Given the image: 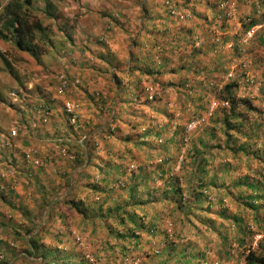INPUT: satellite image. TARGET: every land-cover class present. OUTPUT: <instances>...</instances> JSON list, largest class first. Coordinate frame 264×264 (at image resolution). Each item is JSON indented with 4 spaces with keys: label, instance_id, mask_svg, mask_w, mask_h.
Masks as SVG:
<instances>
[{
    "label": "rangeland",
    "instance_id": "rangeland-1",
    "mask_svg": "<svg viewBox=\"0 0 264 264\" xmlns=\"http://www.w3.org/2000/svg\"><path fill=\"white\" fill-rule=\"evenodd\" d=\"M8 1L0 0V12ZM53 1L62 5L55 8L56 20L37 12L50 31H47L49 41L37 37L43 49L39 62L15 49L10 40L0 38V138L8 139L0 143V253L9 258L7 264H246L244 256L247 252L256 251L258 242L264 244V198L256 202L257 214L236 206L227 197L223 199V203L227 200L224 205L217 204V198L212 193H209L211 203L201 199L192 206L193 213L188 214L182 207L176 209L175 205L166 201L168 194L161 192L166 187L164 179L145 166L154 162L149 163L151 157L147 158L145 153L154 150V142L158 139L149 135L146 148H137L132 151V157L128 160L124 158L125 169L121 174L114 175L106 186L108 190L102 193L89 185L97 181L99 188L103 186V180H100L103 175L97 164L104 157L92 152V158H89V152L84 155L83 152L88 149L81 141L87 140L88 130L96 125L102 127L99 131L102 140L133 135L139 132L137 127L140 124L152 132L153 127H149L151 121L162 116L182 120L186 131L201 124L204 126L200 130L210 127L221 129L216 119L211 116L206 119L211 109L205 104L210 106L212 102L216 116L222 118L223 114L230 116L234 112L238 120L230 116L228 123L248 132L246 118L250 115V122L264 114V0H173L175 13L170 16L163 8L165 0H151L153 8L149 12L147 0H102L104 3L99 0ZM42 2L32 0L37 11L43 8ZM178 14L183 17L179 18ZM130 24L131 30L128 29ZM84 28L90 29V33L78 32ZM107 31H112L107 34L109 38L116 32L126 39L122 50L115 53L111 50L114 56L123 57L118 62H124L128 56L126 64L131 65L132 57L137 56L151 70L158 69L160 72L154 76L146 74L148 76L141 80L146 83L145 86L140 82V88H127L133 84L128 82L124 89L118 86L120 79L117 81L110 70L109 75L97 79L98 83L105 81V88L103 86L102 91L93 94L95 99L90 106L77 100L89 123L85 122L82 128L76 130L75 126H68L61 106L57 114L61 120L59 125L50 133L44 132L47 140L42 137L45 140L40 142L39 148L33 150L27 147L17 159L6 156L3 147L11 144L26 129L25 122L20 124L22 118L19 119V114L14 118L18 113L17 107L31 105L32 119L36 99L40 94L47 93L48 88L53 99L61 100L64 94L53 93L60 73L51 72L66 62L64 58L67 56L69 64L73 65L76 57L91 51L92 43L103 46V40L107 39L103 35ZM247 31H250L249 35ZM170 69H177L175 72L181 69L184 73L178 72L173 81H168ZM246 76L252 79L248 85L243 83ZM74 79L77 83L73 87L80 91V79L73 78L70 82ZM136 80L139 79L132 81ZM177 80L182 88L176 87ZM173 83L174 86L171 85ZM225 83L235 84L229 90L235 101L233 111H229V95L222 89ZM183 90L186 91L185 96L180 95ZM11 92L17 96H10ZM179 100L192 107L194 101L202 103L195 108L197 114L194 115L187 105L181 108L173 106ZM34 118L38 120V116ZM90 120H94L93 123ZM239 120L242 124L238 123ZM189 122H194V127L188 129L186 125ZM36 126V121L30 125L31 128ZM11 129L15 131L13 136L9 134ZM168 130H164L162 136H168ZM94 144L100 148L104 142ZM109 145L112 148L116 146L114 142ZM126 145L132 148L129 143ZM202 145L205 148V144ZM70 150L77 153L79 160L74 161L76 158L70 156L73 152L70 155L67 153ZM180 154H177L176 162ZM176 162L165 169L166 176H177L183 197L187 200L190 196L186 188L190 187L195 175L179 173L174 168ZM141 166L143 171L149 170L150 176L137 189V196L142 199L149 197L153 201L135 207V212L142 221L152 219L155 222L147 232L139 231L141 233L136 242L131 243L121 241V237L113 236V232L108 233L103 219L111 230L120 228L121 223L113 218L98 216L105 212L104 207L110 200L101 203L100 207L96 202L108 195L115 199L126 197L122 186L128 184L127 172L136 167L139 171ZM10 169L20 179L16 187L8 182L11 177L7 171ZM261 171L264 173V168ZM162 194L165 198H160ZM154 196H158L157 199ZM74 204L79 209H75ZM219 207L226 208L227 214L235 213L238 220L233 222L208 212ZM208 218H211L213 228H208L209 223H203ZM28 226L32 228L30 233L25 232ZM127 226L131 228L129 224ZM31 235L35 236L44 255H24V250L28 248L24 240ZM120 241L127 248L120 249ZM184 244L185 249L182 248ZM181 249L189 261L177 257L176 252ZM190 252L197 253L198 257L191 259Z\"/></svg>",
    "mask_w": 264,
    "mask_h": 264
},
{
    "label": "trees",
    "instance_id": "trees-1",
    "mask_svg": "<svg viewBox=\"0 0 264 264\" xmlns=\"http://www.w3.org/2000/svg\"><path fill=\"white\" fill-rule=\"evenodd\" d=\"M42 3L43 8H40V10L37 11L38 8H34L35 6L33 5L32 0H9L0 12V38L3 40H10L15 49L28 54L36 62H39V56L43 53L42 47L37 42V37L49 41L47 35L48 27L43 25L39 13L41 12L46 18L48 17L51 20H56V6L54 5V1L43 0ZM163 5V8L170 16V11L175 5L174 1L165 0ZM37 12L39 13L37 14ZM48 32L50 33V31ZM132 61H134V63H132L134 69L143 71L145 74L160 72L158 69L151 70L149 66L138 59L136 61L135 58H133ZM170 70L175 71L174 69ZM115 77L116 80L119 81L120 78L117 76ZM51 84L52 83L49 85L51 86ZM119 85L120 83L118 86ZM171 85L174 86V83ZM175 85L177 88H182L180 81H176ZM233 86H235V84L225 83L222 86V89L229 95V90ZM69 88L70 86L66 87L61 94L68 93L70 91ZM48 89L50 90V88ZM55 89L56 83L55 88H53V93H56ZM49 90L47 93H42L38 96L34 106L36 108L35 115L38 116V121L42 124H45L52 116L51 107L55 99H53V95L49 93ZM185 93L186 91L183 90L180 92V95L185 96ZM1 100L0 96V101ZM227 102L230 104L229 111H233L235 109V101L231 95H229ZM62 112L65 115L67 125L71 127L75 126V130L82 128L85 122L89 123V121L82 117L79 120L77 119L78 121L76 124H70L67 119L68 114L64 109H62ZM230 116L234 118V120H238L235 118L237 117L236 113L231 112ZM230 116L228 114H223L221 118L222 127L221 129H217L218 131L212 127L200 130L204 126L202 124L196 126L190 131H186L185 125H181L172 128L168 136H162V132L158 130L153 134H148L147 131L144 130L142 132H135L133 135L126 134L123 137H112L119 142L115 144L116 146L113 148L110 147L108 143H101L103 146L109 145V148L106 152L104 150V160L97 164V169L103 175L100 177V180H103V186H100L99 188L97 181L89 186L97 191L100 190L99 192L102 193L107 191L108 188H106V186L113 180L114 175L121 174L123 169H125L123 166L124 158L128 160L133 156L132 149L137 150V148H146L147 144L145 142L149 140L144 139L143 136L146 137L151 135V138L157 136L158 139L154 142V150H147L149 152H146L145 156L147 158L151 157L149 163L150 161L154 162H151L150 166H148V164L145 166L148 169L155 170L154 173L164 179L166 187L161 189V192L165 195L168 194L166 201L173 204V206L175 205L176 209L182 207L183 209H186L188 214L193 213V207L197 205L201 199L209 202V193H212V195L217 198V204L224 205L229 199L232 202H235L236 206L244 207L257 214L258 206L256 205V202L257 200L264 198V173L261 171V168H264V125L261 121L264 119V114L259 115L258 118L250 122L246 119L245 128L248 129V132H244L245 129L241 130V127L236 128L228 123V121H231ZM238 123L242 124V121ZM100 130H102V127H99V125L92 126L88 132L92 131L90 133L93 134V139L85 136L87 140L85 142L81 141L82 144H85V147H87L88 150L93 151L95 148L94 143L97 142L96 140H101L102 134H100ZM199 130L203 137H193V134ZM141 137L143 138L140 140ZM120 143L122 144L121 147ZM126 143H129V146L131 145L132 148L127 147ZM186 143L189 144L186 145ZM202 144H205V148L202 147ZM77 145L81 146V143H77ZM183 146L184 156L181 158L178 172H186L195 175L190 181V187L186 188L190 196L186 198L187 200L183 197V189L180 188V185L178 184L177 176L170 175L167 177L165 171V169L172 166L171 164L173 162H176L177 154L181 153L180 149ZM185 146H187L186 149ZM210 147H212V149H210ZM67 153H71V155H69L73 157V159L76 158L74 161H77V159L79 160V157L74 150H70V152L67 151ZM89 154V158H92L91 152ZM89 158L87 162L89 161ZM136 163L139 164L138 162ZM142 166L139 168V171L138 167L128 170V184L122 186V189L126 190V197L120 196V198L115 199L108 195L96 202L97 207H100L101 203L103 204L110 200L109 204L104 207L105 212L98 214L99 217L113 218L116 222L121 223L119 224L120 228L125 227L128 224L130 225L131 228H128L127 226L122 230H120V228L111 230L109 224L103 219L107 232H113V236H120L121 241L126 240L135 243L136 239L139 237V233H141L139 231L147 232L149 227L153 226L155 222L152 219L146 222L142 221L139 214L135 212V207H142L146 202L153 201L150 200L151 198L149 197L142 199L137 196V189L142 187L141 183H145V180L150 176V172L148 174L149 170L143 171ZM73 167H75L74 163ZM186 169L189 170L186 171ZM163 194L160 198H165ZM154 197L157 199L158 196ZM225 197H227V200L223 203ZM186 205L187 207L185 208ZM129 207H132V209H129ZM74 208L79 209L76 204H74ZM205 209H207V207L203 208V210ZM208 212L219 218H225L233 222L238 220L235 213L227 214V210L224 207H219ZM206 222L207 224L209 223L207 225L208 228H213L211 218L203 220L204 224ZM214 230L216 229L214 228ZM31 231V226H28L25 229L26 233H30ZM24 242H26L28 246V248L24 250V255H35L36 253H40V255L45 254L44 250H41L42 247H39L40 245L36 243L35 236L31 235L27 240H24ZM121 245L120 249L127 248L125 244L121 243ZM182 248L185 249V244ZM39 249L40 252H38ZM183 252L182 249L177 251V257H184V261H189L186 253ZM189 255L191 256V259L198 257L197 253L190 252ZM8 261L9 258L4 256L3 253H0V264H7ZM244 261L246 264H264V244L258 242L257 250H249L244 256Z\"/></svg>",
    "mask_w": 264,
    "mask_h": 264
},
{
    "label": "crops",
    "instance_id": "crops-1",
    "mask_svg": "<svg viewBox=\"0 0 264 264\" xmlns=\"http://www.w3.org/2000/svg\"><path fill=\"white\" fill-rule=\"evenodd\" d=\"M99 2L104 3V2H102V0H99ZM147 3H148V12H149L150 9L152 10V8H153L152 7V1L147 0ZM54 5L57 6V5H61V4L56 3ZM131 27H132V25L130 24L128 29L131 30ZM90 31H91L90 29L85 30V28H84L83 30L78 31V32L90 33ZM111 32L112 31H107L106 35L105 34L103 35L105 38H107V39L103 40V43H104V44L102 43L103 46H101V45L98 46V45H95L92 43L91 44V47H92L91 51H89V53H87V51H86L82 54V56L76 57L75 62L73 61L74 62L73 65L69 64V62L67 60L68 59V56H67L66 58H64V60L66 62H62L57 70H54V72H51L52 74L55 72H57V74L64 72V74H66L70 79H73V78H79L80 79V85L79 86H82V89L80 91L76 90V88L73 87L75 85L70 83V85H69L70 91L68 93L64 94L63 98H71V99L76 98L77 100L81 101L82 105L84 104L86 106V102H87V105L90 106L91 101L93 102L95 99V98H93V94L96 93V91H99V90L102 91L103 89L101 87L104 86V88H105V81L102 80V82L98 83L99 81L97 79L101 78L103 75H105V76L109 75L108 73H110V70H111V72H113L115 74L113 76H117L120 78V88L125 89V87L127 85H129L128 82H133V84L131 83V86H128L127 88H131V87L132 88H140L141 87L140 82H143L141 80H143V77H146L148 75H146L143 71L135 70L134 66H132V63H134V61H132L131 65L126 64V62L128 61V56H127V58H125L124 62H122V63L118 62V59H120V61H122L123 57L120 58L119 56H114L113 53H115L119 50H122V46L125 45V43H123V42L126 39L125 38L122 39L118 35V33H116V32H113L112 33L113 37L109 38L107 34H109ZM115 33L117 34V37H116ZM129 35L131 37L134 36V35L132 36V34H129ZM114 38H116V39H114ZM112 40H113V42H112ZM111 50H113V53H111ZM72 55L74 56L75 53H73ZM132 58H135L136 61H137V59L139 60V58H137V56H133ZM64 63H66V64H64ZM123 63H124V65H123ZM69 65H70V67H69ZM88 66H90V68ZM175 71H177V69ZM175 71L168 70V73H167V75L169 77V78H167L168 81H173V79H174L173 76L177 75L178 72H181L182 74L184 73L183 70H181V69H179L178 72H175ZM151 75L154 76L155 73H153ZM111 76H112V74H111ZM53 77L50 79V83L52 82ZM134 78H137L139 80L132 81V80H134ZM54 79H55V77H54ZM45 81H49V79H46ZM177 81H179V80H177ZM143 83L145 86L146 83L145 82H143ZM136 84H139V85H136ZM43 88H46V87H43ZM61 100H55L52 103V107H51L52 116L45 124H42L40 121H38L36 118H34V117H36V115L35 116L33 115V118L30 119V114H31L30 108L32 107L31 105H25V103H24L25 106H20V107L18 106L17 110H16L18 113L15 114L14 118L17 117V115L19 114V119L22 118V120H20V124L22 122H25L26 123V129H25V131H22L21 133H19L18 136L16 137L17 139L15 138V140H12L11 144H7V146L5 145V147H3L4 148L3 151L5 152V155L8 157L9 156H12V157L15 156V158L17 159L18 156H19V158H21V156H22L21 151H23L27 147H29L30 149H33V150H35L36 148H39L38 145L40 144V142H42V140H45V139L47 140L46 134L44 132L45 131L48 133L52 132L53 129L56 128L59 125V122L61 121L57 118V114L61 110ZM200 103H202V102L201 101H197V102L194 101L193 102L194 107H192V106H190L189 103L186 104L184 101L182 102V100H179V101L175 102V104L173 106H175L176 108H178L180 106V108H181V107H184L185 105H187L189 112L192 113V111H194L193 113L195 115V114H197L195 108H197V106L200 105ZM205 105L206 106L208 105L207 108L209 110L211 109L210 111L207 112L206 119L210 118L209 116H211V118L216 119V122H217L216 124H218L222 127L221 118L219 116H216L217 112L215 111L216 108H215L214 103L212 102L210 104V106H209V104H205ZM25 107H27V110H25ZM33 109L35 110L36 108H33ZM82 110H83V108H82ZM82 115H83V113H82ZM14 118H12V119H14ZM250 118L251 117L249 115L246 119L249 120ZM33 121H36L37 126L35 128L30 127V125H31V123H33ZM93 121L94 120H90V123H93ZM261 121L264 122V119H262ZM184 123L182 120L174 118V116H162L161 118L156 119L155 121H151V124L149 127H153L152 132H149L148 128H145L144 126H142V124H140V126H138L137 128H139V132H142L140 130V128H141V129H144L145 131H147L148 134L149 133L153 134V133H156L157 130L164 132V130H166V129L171 130V127L174 128L176 125H183ZM216 131H218V130L216 129ZM168 132L170 133L169 130H168ZM92 135H93L92 133L87 132L86 137L93 139ZM149 136H151V135H149ZM196 136H199V137L202 136L203 137L200 130L193 134V137H196ZM42 137H45V139ZM143 137H144V139H148L147 136L146 137L143 136ZM143 137H141L140 140ZM11 139H13V138H11ZM11 139H9V140H11ZM7 140H8L7 138H3V139L0 138V143H3ZM96 141L99 144H101L103 142L108 143V144L114 142L115 144H117L119 142L118 140H115L112 138L111 139L108 138L107 140L101 139V140H96ZM33 142L34 143L36 142V144H34V145L31 144ZM26 143L31 144V145L27 146ZM121 145L122 144L120 143V147H121ZM186 147L187 146H185V149H186ZM108 148H109V145H104L100 148L95 147L93 149V151L87 150V151H84L83 154L85 155L86 152H89V153L92 152L94 154L99 153L102 156H105V152ZM104 150H105V152H104ZM132 151H135V149H132ZM180 151H181V154L179 155V160L176 162V164L174 166L175 170H178L180 167L181 158L184 156V153H183L184 152V146L180 149ZM7 172H8V176L11 177L8 182L10 183V185H13L14 187H16V184H17L16 182L20 180V179H17L16 172L12 171V169L8 170Z\"/></svg>",
    "mask_w": 264,
    "mask_h": 264
},
{
    "label": "built area",
    "instance_id": "built-area-1",
    "mask_svg": "<svg viewBox=\"0 0 264 264\" xmlns=\"http://www.w3.org/2000/svg\"><path fill=\"white\" fill-rule=\"evenodd\" d=\"M171 14L175 13L174 10L172 9ZM179 18H182V14H178ZM248 35L250 34V31L246 32ZM74 82V83H73ZM73 82H70V79L65 75V74H58L57 75V81H56V93L57 94H61L63 92V90L68 87L71 84L75 85V83H77V80H73ZM252 82V79L250 78V76H246L243 79V83L244 84H250ZM10 96H17V94L15 92H11ZM61 106L62 109L65 110V112L68 114V122L70 124H76L77 121L82 118V108H81V103L77 100L71 99V98H63L62 102H61ZM78 119V120H77ZM186 127L192 128L194 127V122H189ZM9 134L11 136H13L15 134V131L13 129L10 130ZM34 163H37L36 160H34Z\"/></svg>",
    "mask_w": 264,
    "mask_h": 264
}]
</instances>
